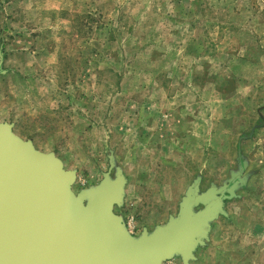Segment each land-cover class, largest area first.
<instances>
[{"label":"rangeland","instance_id":"374dc122","mask_svg":"<svg viewBox=\"0 0 264 264\" xmlns=\"http://www.w3.org/2000/svg\"><path fill=\"white\" fill-rule=\"evenodd\" d=\"M0 51V121L75 170V192L112 155L133 235L176 215L197 178L220 186L242 166L225 210L261 222L264 0H0ZM226 218L196 251L209 264L237 235Z\"/></svg>","mask_w":264,"mask_h":264},{"label":"water","instance_id":"95a60500","mask_svg":"<svg viewBox=\"0 0 264 264\" xmlns=\"http://www.w3.org/2000/svg\"><path fill=\"white\" fill-rule=\"evenodd\" d=\"M113 168L111 155L101 180L75 192V170L0 121V264H164L174 258L188 264L207 244L212 223L227 216L225 201L236 198L248 178L243 166L220 186L199 190L197 178L176 215L133 235L114 212L123 204L126 178L117 168L112 175Z\"/></svg>","mask_w":264,"mask_h":264},{"label":"crops","instance_id":"0c3cea01","mask_svg":"<svg viewBox=\"0 0 264 264\" xmlns=\"http://www.w3.org/2000/svg\"><path fill=\"white\" fill-rule=\"evenodd\" d=\"M238 197H240V195H238L236 199H238ZM261 211V222L254 220L251 211H241L239 221H234L231 213H229L230 215L227 213V216H221L225 219H227L226 217L232 219L236 224V228H233L235 230L232 231V233L237 235L235 238L230 235V240L227 242H220L219 252L214 254V261L213 263L211 262V264H264V196L262 198ZM244 218L248 220L245 225H243V221H241ZM211 230L208 244L211 238ZM243 235H245L246 239L244 242H241L240 238ZM226 246L227 249H225ZM203 252H206L205 248L201 249L200 252H196L195 259L188 264H209V261L206 259L207 253ZM175 262V264H182L180 259H176Z\"/></svg>","mask_w":264,"mask_h":264},{"label":"built area","instance_id":"2783aa9c","mask_svg":"<svg viewBox=\"0 0 264 264\" xmlns=\"http://www.w3.org/2000/svg\"><path fill=\"white\" fill-rule=\"evenodd\" d=\"M130 222H132L131 220H129V222H127L126 223V225H127V228L129 229V231L131 232V233H133V230H134V226H132V223H130ZM169 261V260H168ZM167 262V261H166ZM165 263V262H164Z\"/></svg>","mask_w":264,"mask_h":264}]
</instances>
